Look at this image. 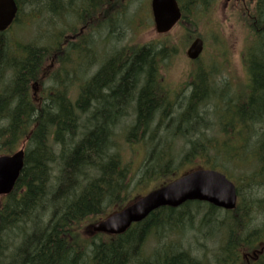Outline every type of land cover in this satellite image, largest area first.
I'll list each match as a JSON object with an SVG mask.
<instances>
[{
	"label": "trees",
	"instance_id": "trees-1",
	"mask_svg": "<svg viewBox=\"0 0 264 264\" xmlns=\"http://www.w3.org/2000/svg\"><path fill=\"white\" fill-rule=\"evenodd\" d=\"M16 1L19 16L24 6L31 4L44 8L45 18L55 23L52 34H39L28 43L18 38L13 42L0 32V155L25 145L24 167L15 188L0 196V264H264L260 246L264 237V0H255L247 14L250 35L243 57L247 95L239 92L230 99L224 95L218 98L217 88L209 83L214 78L202 74L199 61L191 70L190 90L170 86L162 71L178 48L168 33L162 35L165 40L126 43L108 52L109 56L101 51L100 56H105L102 62L96 61L100 65L97 73L81 85L75 100L70 90L77 92L76 83L83 81L80 73L74 76L73 72L82 68V74L94 61L83 51V41L69 42L67 35L76 34L85 23L98 18L94 23L99 24V33L88 36L84 31V46L92 50L105 47L109 37L117 35L116 23L128 12L131 1ZM178 2L182 10L178 26L185 33L183 42L189 43L200 36L193 27L206 18L214 0ZM57 3L62 4L61 10ZM84 5L91 11V20L82 13ZM59 23L64 28L75 26L60 34L56 29ZM53 34L56 39L48 40ZM194 72L205 79L198 81ZM213 102L221 108L216 112L223 137L212 144L219 163L210 158L209 147L196 139L209 122L203 124L201 110ZM118 115L126 116L124 123L116 119ZM128 121L132 123L127 128ZM118 124H123L119 132L115 130ZM231 134L244 135V147L250 151L231 149ZM124 136L149 149L138 174L124 157ZM176 136L188 137L191 147L183 163L196 157L199 162L194 168L214 169L217 165L230 173L226 166L234 168L233 162L251 154L253 168L233 180L238 191L237 208L229 212L230 216L219 218V208L189 201L178 208L161 207L122 234L93 233L91 226L125 206L141 181L162 180L154 185L157 187L175 179L182 166L176 164L180 153L171 142ZM241 184L251 195L247 202ZM191 202L198 206L197 213L201 205H207L208 211H214L210 219L227 229L214 261L180 248V243L169 247L162 242L153 255L145 254L152 232L162 234L165 225L169 232L183 226L181 211L189 210ZM257 217L261 222L254 221Z\"/></svg>",
	"mask_w": 264,
	"mask_h": 264
},
{
	"label": "rangeland",
	"instance_id": "rangeland-1",
	"mask_svg": "<svg viewBox=\"0 0 264 264\" xmlns=\"http://www.w3.org/2000/svg\"><path fill=\"white\" fill-rule=\"evenodd\" d=\"M255 3V0H253L252 2L251 0H249V2L247 1V5H235L234 2L228 3L227 0H214V2L210 6V10L206 13V18L198 25L194 27L192 26L194 31L199 33L205 42L204 52L199 59V62L203 65V70L201 72L202 74H210V76L214 78V81H209V83L213 87L217 88L216 92L218 96L224 95L227 99H230V97H235V95H237L239 92L244 93V95H247L249 92V89L247 88L248 75L244 68L245 65L243 57L245 58L246 56V51H244V49L250 35L247 25V17L250 10H253ZM61 5L62 4L57 3V7L59 10L62 9ZM63 7L68 8L69 5H63ZM82 8V13L83 15H85V19L89 20V15L91 14L90 9L86 8L85 5ZM79 12L81 15V10ZM110 15L111 14L106 17L109 18ZM45 17L46 13L44 8L27 4L22 9L19 20L16 22V24H13L12 27L5 32V34L13 42H15V38H18L20 41L25 43L39 38V34H41L42 36V33L50 35L54 30L53 24L55 22H48V19ZM93 20V23L92 21H89V23L84 24L85 34H87L88 36H97L99 33V24L94 23L99 21V19L96 18ZM51 24L52 26H50ZM57 25L58 26L56 27V29L60 34L70 32L71 27L75 26V24H73L70 25V28H64L61 27V23ZM116 25L117 35L115 34L114 36L109 37V40L105 39L108 40V43L102 51H106L107 54L108 52L110 53L111 50H114L116 47L120 48L125 46L126 43H129V45L133 43L147 44L150 42H154L157 39L164 38L163 36L158 35L155 30V24L151 9V0H132L130 3V9L126 14H122V18L117 21ZM184 35L185 33L183 27L180 26H176V28L170 32V36L168 39L170 40V42L174 43L175 46H177L178 52L176 53V55H174L173 59L166 64V68L163 69L162 75L164 80H167L171 84L170 86L174 88L176 87L184 89V91L187 92L188 90H190L187 84L189 83V81H191L192 78L191 70L194 69L197 64H193V62H191V60L186 55V50L189 48L192 41H190L189 43H184ZM121 36L122 40L120 41ZM56 37L57 35L53 34L52 37H48V40H55ZM13 42H11V45H14ZM98 53H96L94 59L96 61L101 60L102 62L105 53H103V56H98ZM107 56H109V54ZM91 68L93 69L94 67H92L91 65ZM82 70V68L80 70L75 68L73 74L74 76H78L77 73H80L83 81L82 83H85L89 79V74L86 73L85 70L81 74ZM194 73L198 81L205 79L204 75L199 74V79L198 73ZM70 93L73 95V97L76 95L73 89L70 90ZM218 98H220V96ZM214 102L212 104H209L208 106L203 107V110H201V114H203L204 116V119L202 118L203 124L205 123V120H209V122H207V124H204L205 126L202 127L204 129L200 130L202 131L201 135H198L196 139H200L209 147V152L211 153L210 158H213L214 162L219 163L218 161L220 160L216 161L214 159L215 153H213L212 150H214L215 148L212 147V144H214V142L219 137H223L220 129V124H218V116L220 115L216 112L221 108L219 107L220 104L218 105V102L217 104ZM205 110L207 112H204ZM205 114H208V116L205 117ZM131 123L132 122L128 121L126 127H130ZM229 141V143L231 144V149L238 147L240 148V150L242 149L241 152L243 153L248 152L250 151L249 149H251L250 147H244V135L237 136L236 134H231L229 137ZM171 142H174V146L180 153V157L176 162L177 165H182L177 170L176 176H178L183 171L194 168L196 163L199 162V159L193 157L192 161H189L188 159L186 163H183L185 152L189 151L191 147L188 137L176 136L175 141L172 140ZM251 142H253V139L251 140ZM121 143L123 144L122 150L124 157L127 161L131 162V168L132 170H134V173L138 174L139 170L142 169L145 165V158L147 150L149 149H147L145 145H137L129 142L125 136L121 140ZM197 148V146L194 147V149ZM181 158L182 161L180 164H178ZM250 159L251 154L248 156V158H246V156H241V159H238V161L232 163L234 168H232V166L226 162L227 165H230L226 167L228 170H230L231 174L224 170V168L222 169L217 165H214L213 167L214 169H217L224 173L228 178L237 180L239 179L240 175L243 174V172H249L251 168H253L254 165L250 163ZM235 167H237V169ZM160 181L162 180H157V178H155L154 180L147 178L141 181V185L135 186L133 188L132 196L145 194L146 192L154 188V185H156ZM135 182L136 181L133 180V183ZM241 185L243 188L242 193L244 202H247L251 199V195H249L248 193L249 190L244 187L245 185ZM258 196L262 195L259 194ZM197 207L198 206H196L195 203L191 202L189 210L181 211L183 220L185 221L183 226L176 228L178 230L169 232L167 226L165 225L162 234H158L156 232V235L154 232H152L145 244L144 253L147 255H153L156 248L159 247L162 242H164L165 246L170 245L169 247H171L172 244L180 243V248H184L190 251L192 254L199 255L200 258L208 259L209 262L214 261V255L220 249L221 244L223 243L221 238L224 237L227 229L225 230L226 227L219 226L220 223L217 220L210 219L212 217V214L214 215V211H208L209 208H207V205H201V212L199 213H197L198 211H196ZM203 212L205 213L201 215V213ZM207 212H209L210 214L208 215V217H206L207 219H205ZM194 214L198 216L192 217L194 216ZM227 215L230 216L227 211H221L218 217L224 218ZM258 216H262V214H258ZM261 220V217H257V219L254 221H257V223H259L261 222ZM165 229L167 230V232L165 231ZM262 239L264 240V237Z\"/></svg>",
	"mask_w": 264,
	"mask_h": 264
},
{
	"label": "water",
	"instance_id": "water-1",
	"mask_svg": "<svg viewBox=\"0 0 264 264\" xmlns=\"http://www.w3.org/2000/svg\"><path fill=\"white\" fill-rule=\"evenodd\" d=\"M151 7L155 30L168 33L181 19L182 12L177 0H152ZM19 12L16 0H0V32L6 31ZM204 50V40L195 38L187 56L198 59ZM25 150L22 146L12 154L0 155V196L11 193L24 167ZM206 201L216 207L232 210L237 206L238 194L234 182L224 173L197 168L185 172L177 179L151 190L128 203L121 210L93 224V233L121 234L133 223L141 222L160 207H179L188 201Z\"/></svg>",
	"mask_w": 264,
	"mask_h": 264
},
{
	"label": "flooded vegetation",
	"instance_id": "flooded-vegetation-1",
	"mask_svg": "<svg viewBox=\"0 0 264 264\" xmlns=\"http://www.w3.org/2000/svg\"><path fill=\"white\" fill-rule=\"evenodd\" d=\"M121 3H123V2H125V1H129V0H119ZM131 1V0H130ZM228 1V3H230V2H234L235 3V5H244L245 4V2H247V0H227ZM253 0H251V2H252ZM84 31H85V26H81L80 28H79V31L76 33V34H73V35H67V37H68V41L69 42H71V41H74L75 39L77 40V39H80L81 41H83L82 42V46L86 49V51H84L91 59H93V61H94V65H92L94 68L91 70V71H89L90 69H91V66L89 65L87 68H86V70H85V72L86 73H88L89 74V79L92 77L93 78V76L97 73V71H98V69H99V63H97L96 62V60L94 59L95 58V56H96V53H98V56H100L101 55V51L105 48V47H102V46H100V48L98 49V50H92V48L91 47H89V46H87V47H85L86 46V44H85V35H84ZM83 36H84V38H83ZM120 38H122V36L120 37ZM84 39V40H83ZM85 45V46H84ZM106 52V51H105ZM59 53H61V51L59 52ZM89 62H90V60H89ZM90 72V73H89ZM89 82V81H88ZM83 83L82 82H77L76 83V85H75V90L77 91V92H75V96L73 97V99L75 100V99H77V97H78V94L80 93L79 91H78V89L81 87V85H82ZM127 113H128V111H127ZM125 115H122L121 117L118 115L117 116V118L116 119H120V121L119 122H124V119H125ZM122 127V125H117L116 127H115V130L117 131V132H119V130H120V128Z\"/></svg>",
	"mask_w": 264,
	"mask_h": 264
},
{
	"label": "bare ground",
	"instance_id": "bare-ground-1",
	"mask_svg": "<svg viewBox=\"0 0 264 264\" xmlns=\"http://www.w3.org/2000/svg\"><path fill=\"white\" fill-rule=\"evenodd\" d=\"M83 51H85V50H83ZM84 54V53H83ZM93 67V66H92ZM63 81V80H62ZM62 87V86H61Z\"/></svg>",
	"mask_w": 264,
	"mask_h": 264
}]
</instances>
